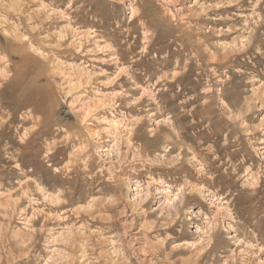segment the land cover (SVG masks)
I'll use <instances>...</instances> for the list:
<instances>
[{
    "label": "rangeland",
    "instance_id": "374dc122",
    "mask_svg": "<svg viewBox=\"0 0 264 264\" xmlns=\"http://www.w3.org/2000/svg\"><path fill=\"white\" fill-rule=\"evenodd\" d=\"M0 264H264V0H0Z\"/></svg>",
    "mask_w": 264,
    "mask_h": 264
},
{
    "label": "bare ground",
    "instance_id": "6f19581e",
    "mask_svg": "<svg viewBox=\"0 0 264 264\" xmlns=\"http://www.w3.org/2000/svg\"><path fill=\"white\" fill-rule=\"evenodd\" d=\"M36 91H37V90H36ZM34 92H35V91H34ZM37 92H38V91H37ZM35 95H36L35 93H33V94H30V98H33V97H35ZM36 98H38V97H36ZM31 100H32V99H31ZM44 109H45V108H44ZM115 122H116V121H115ZM116 123H117V122H116ZM114 125H115V124H114ZM116 125H117V124H116ZM116 125H115V126H116Z\"/></svg>",
    "mask_w": 264,
    "mask_h": 264
}]
</instances>
